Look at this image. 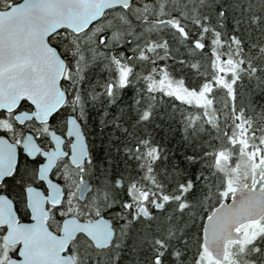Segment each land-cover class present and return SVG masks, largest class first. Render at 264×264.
<instances>
[{
	"label": "trees",
	"instance_id": "1",
	"mask_svg": "<svg viewBox=\"0 0 264 264\" xmlns=\"http://www.w3.org/2000/svg\"><path fill=\"white\" fill-rule=\"evenodd\" d=\"M196 13L188 27L163 20L136 51L125 42L87 58L70 92L81 104L94 185L114 204L97 216L117 229L109 215L116 213L126 228L112 264H218L202 246L205 217L237 187L264 192V0H203ZM49 41L67 65L73 45L56 35ZM118 68L128 78L114 86L108 71ZM163 81L186 94L202 91L204 100L179 98ZM221 151L228 158H218ZM132 186L147 218L129 196ZM153 199L164 201L159 210ZM247 228L261 235L243 241L241 262L264 264V227ZM87 252L93 259L101 251Z\"/></svg>",
	"mask_w": 264,
	"mask_h": 264
},
{
	"label": "water",
	"instance_id": "2",
	"mask_svg": "<svg viewBox=\"0 0 264 264\" xmlns=\"http://www.w3.org/2000/svg\"><path fill=\"white\" fill-rule=\"evenodd\" d=\"M131 3L132 0H21L0 9V110H12L26 101L34 111L22 116L46 121L67 99L62 89L66 63L49 39L60 31L80 35L106 12L127 10ZM68 134L74 138L70 162L81 165L88 156V146L75 115L68 118ZM23 147L26 148V140ZM89 190L90 184L85 181L80 187V201ZM50 191V197L45 198L39 190L27 189L30 223L18 224L15 214L0 219V226H7L5 242L21 244L19 259L9 264H74L66 252L79 234L97 250L113 243L114 228L102 216L83 222L66 217L59 233L51 231L47 226V205L60 206L62 194L55 195L51 187ZM128 193L134 201L143 202L137 187H130ZM160 208L161 205H156L157 210ZM140 212L148 217L143 207ZM263 219L264 193L256 188L237 187L205 217L202 246L215 262L224 264L227 247L243 242L242 229Z\"/></svg>",
	"mask_w": 264,
	"mask_h": 264
},
{
	"label": "flooded vegetation",
	"instance_id": "3",
	"mask_svg": "<svg viewBox=\"0 0 264 264\" xmlns=\"http://www.w3.org/2000/svg\"><path fill=\"white\" fill-rule=\"evenodd\" d=\"M66 103L67 100L46 121L22 116V113L30 114L34 111L26 101L20 102L12 110H0V219L4 216L11 218L15 214L18 224L30 223L27 189L39 190L43 197L48 198L51 187L55 195L57 192L62 194L60 206L47 205V226L51 231L59 233L66 217H74L82 222L92 220H83L81 215L82 206L94 187L95 165L92 162L90 141L79 121L88 146V156L81 165L72 164L69 157L74 138L68 134V118L73 113ZM25 140L26 148L23 147ZM85 181L89 182L90 190L80 201L79 191ZM65 202L71 203L77 212H66L62 218L59 212ZM141 206L147 210L145 201ZM113 228L116 238L117 229ZM6 233L7 226H0V264H9V261L19 259L21 244H7ZM80 240L90 242L79 234L66 252L73 258L74 264H77V255L83 249L78 243Z\"/></svg>",
	"mask_w": 264,
	"mask_h": 264
},
{
	"label": "rangeland",
	"instance_id": "4",
	"mask_svg": "<svg viewBox=\"0 0 264 264\" xmlns=\"http://www.w3.org/2000/svg\"><path fill=\"white\" fill-rule=\"evenodd\" d=\"M20 1L21 0H0V9L5 10ZM202 2L203 0H132L129 9L111 10L106 12L100 21L93 24L87 31L80 35H74L67 31L58 32L56 36H58L60 40L66 39L67 42H70L73 45L72 50L66 55L68 62L63 77V79L65 78L67 81L71 82V86L67 87L65 84H62L63 90L68 95L66 104L73 115H75L76 118L83 123L82 121L84 118L82 117L80 101L75 96L71 97L70 92L73 89V85L76 89L77 81L79 80L81 70L83 69L82 64L87 58L102 59L106 50L111 48V46H121L125 44V42H127L128 45H131V52L136 51L139 47H143L146 43V34H155L156 32H160L162 30L160 22L163 20H170L175 17L182 23V25L188 27V22L191 18L195 17L198 5ZM119 64L121 65V63ZM108 73L110 83L114 86L119 83H126L128 78V73L123 71L121 68H118V70L108 71ZM162 85H166L164 87H166L165 89L167 92L170 91L179 98H194V100L199 103L204 100V93L202 91H193L186 94L185 91H179L177 87L167 83L166 81H163ZM228 155V153L221 151L218 158L225 159V157L228 158ZM168 179L171 183L177 182L176 178L173 179L168 177ZM105 181L106 179H104L103 182ZM221 187L222 186H220V188ZM222 192H224V190ZM230 192L224 200L229 196ZM214 195V193L209 194L206 200L201 202V207H203L202 210L205 211L208 209V204ZM163 202L153 199V206L156 204L163 205ZM113 207L114 204L111 198L108 197L107 193L101 190L99 183L95 181L92 192L82 206L83 210L81 215L84 218L89 216L95 217L102 212H109V210ZM171 207L173 208V205H171ZM147 211L149 212L148 206ZM169 211L170 210H167L166 213H169ZM66 212L75 213L77 210L73 208L71 203L65 202L61 212H59L60 215L62 214V218L65 216L64 213ZM109 215L112 216L111 218L113 221H116L117 224V234L113 244L110 246L109 250L106 249L98 252L97 255H95V258L93 257V259H90L87 251L90 248L93 249L91 244L84 248L83 243L86 244V242L84 240H80L78 243L83 249L77 255V264H112V262H109L108 260L109 258L111 259L112 254H115L117 249L121 247V242L125 235L124 233L126 228L125 225L120 223V215L116 213H109ZM260 224L264 227V219L260 222ZM242 231L244 242L247 240H256V238L261 235V233H259L255 236L254 231L247 228V226H245ZM242 243L240 245L232 244L227 247L226 260L224 264H243V262H241L242 256L245 255L246 249L249 248V244L242 245ZM207 255L209 254L207 253ZM208 259L211 261L212 258Z\"/></svg>",
	"mask_w": 264,
	"mask_h": 264
}]
</instances>
